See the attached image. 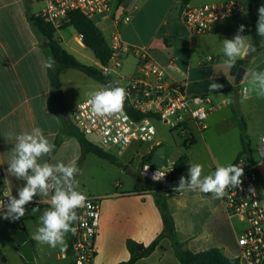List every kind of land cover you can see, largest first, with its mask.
I'll return each mask as SVG.
<instances>
[{
    "label": "crops",
    "instance_id": "obj_1",
    "mask_svg": "<svg viewBox=\"0 0 264 264\" xmlns=\"http://www.w3.org/2000/svg\"><path fill=\"white\" fill-rule=\"evenodd\" d=\"M182 1L119 0L113 4L114 8H123L132 15V20L128 25L119 27L124 45L121 67L118 69L121 75L129 77L137 71L138 58L134 50L146 48L149 49L151 59L165 70L167 81L171 84L180 83L179 76L182 72H178V64L187 54L188 74H190L193 53L199 48L197 38L211 37V44L216 49V55L223 59L225 56L222 52V41L226 38L232 39L240 25H244V31H248V34L245 35L251 45L255 47V51H257L256 45L262 49L254 38V35H257L256 25L249 17L247 0H238L243 3L244 11L217 23L212 32L208 34H192L184 27L180 21ZM196 1L201 5L228 0H192V3ZM262 5H264V0L253 5L257 15L258 9ZM43 8L42 3L29 0H0V158L2 162L0 184L10 194L17 196V189L25 183L6 173L11 156L10 150L15 143L14 140L6 139V133L13 131L20 134L30 132L35 127L41 128L51 143L55 145L59 142V145L56 149L54 148L51 154L41 157L38 162L75 164L79 169L76 175L77 190L86 196L101 197L99 232L95 243V264H119L129 260L127 240L132 239L138 243L149 245L163 231L162 218L154 199V194L159 188H153L151 185L157 186V184L141 176V166L148 163L153 168L162 170L186 154L189 157V162L187 171L182 174L186 177L190 164H194L192 150L199 144L198 136L190 126L189 134L195 138V145L190 146L191 148L185 147L187 141L185 139L183 149L177 153L175 160L164 166H160L158 163L152 165V154L156 151V147L139 154L144 144L132 145L127 152L137 146L134 149L135 153L127 155L126 152L123 157L119 158L121 166L111 164L92 153L86 154L79 166L83 151L81 144L76 137L67 134L64 122L52 111L55 90L50 84L48 69L43 67V62L47 59L44 49L46 40L29 21L30 15H38ZM176 8H178L177 11H175ZM175 15L178 20H174ZM171 17H173L172 20H170ZM102 23L106 27L105 30L109 34V38L104 31L102 32L110 44L108 39L116 27L109 19ZM67 28L58 30L55 35L63 49L79 62L98 67L100 64L94 54L85 47L76 31L68 39L64 33ZM72 40L78 45V50L71 47ZM207 59L206 62H208ZM130 60L134 61L132 69L126 66ZM240 60H246V53L238 58L237 62ZM203 65L204 63L200 59L199 67ZM77 72L80 71L66 69L60 75V90L63 93V104L68 115L67 118L65 117L66 119H70L65 107L69 100L67 93L69 77L85 80L91 87L90 92L97 90L101 85L90 77L86 79ZM238 92L240 93V107L248 104L251 97L244 98L241 91ZM89 93L81 97L79 101L89 97ZM232 93L235 92L232 91ZM217 96H221L219 103L223 106L231 105L232 99L224 97L226 92L215 91L214 95L210 97L216 98ZM211 116L207 120L209 124L206 131L200 133L195 128V132L204 142L207 138V131L213 122ZM175 130L183 129L179 127ZM152 149L155 151L152 152ZM239 152L224 165H220L215 160L212 172L218 166L233 164ZM144 156H148L147 161L142 163ZM136 157L140 159L138 165L135 164ZM203 175H208L207 171ZM165 195L169 211L176 224L178 240L185 249L198 253L218 248L227 257L240 259L237 233L243 229L244 225L228 218L224 211L222 198L216 199L211 193L205 194L199 191L169 192ZM49 200L50 197L35 196L33 201L26 205L25 216L18 221L5 220L0 215V251L5 264L71 263L70 232L65 237L67 243L65 251H62L59 246L53 249L48 245H38L32 239V234L40 226V215L50 207ZM34 208L39 210L32 211ZM138 264L180 263L174 255L170 242L163 240L150 257L140 260Z\"/></svg>",
    "mask_w": 264,
    "mask_h": 264
},
{
    "label": "built area",
    "instance_id": "obj_2",
    "mask_svg": "<svg viewBox=\"0 0 264 264\" xmlns=\"http://www.w3.org/2000/svg\"><path fill=\"white\" fill-rule=\"evenodd\" d=\"M29 1L44 5L37 16L57 31L63 28L72 12H80L94 22L109 19L116 27L110 37L112 56L109 64L97 67L104 76H110L111 80L101 84L98 89L109 83L123 87L126 97L121 110L111 115L97 116L87 104L88 97L78 103L71 113L74 126L86 139L94 137L95 142L92 143L98 148L119 159L134 144L153 143L157 135L155 121L164 122L173 130L183 128L182 125L186 122L192 123L200 133L207 130V120L218 107L208 95L188 97L182 83H169L165 70L151 59L149 49L134 50L138 65L132 76L125 77L118 72L124 49L119 27L131 22L130 12L120 7L114 8L112 0ZM244 9L243 3L238 0L201 5L189 3L181 7L180 21L192 34H208L217 23L232 18ZM207 61L212 59L208 58ZM140 115L145 117L140 119ZM261 137H264V133ZM233 164L244 168L241 178L243 190L231 187L226 189V195L222 197L224 211L229 219L244 225L237 233L241 264H264V155H260V159L241 156ZM157 171L165 174L159 181L152 178ZM140 174L159 184V190L164 193L174 192L173 187L179 183L173 164L159 170L144 163ZM1 186L0 184V201L7 203L3 195L5 188ZM250 186L255 189V195L249 193ZM87 200L92 207L77 210L80 219L73 225L76 232H70V264H95L101 197L90 195ZM85 224L87 227L82 226Z\"/></svg>",
    "mask_w": 264,
    "mask_h": 264
},
{
    "label": "clouds",
    "instance_id": "obj_3",
    "mask_svg": "<svg viewBox=\"0 0 264 264\" xmlns=\"http://www.w3.org/2000/svg\"><path fill=\"white\" fill-rule=\"evenodd\" d=\"M244 30L245 26L240 25L232 39L226 38L222 41V52L225 56L223 63L229 69L235 66L238 58L244 53L252 50L247 36L243 35ZM256 31L260 37H264V5L258 9ZM54 66L55 59L52 57H48L43 62L44 68L51 69ZM243 78L247 80V86L242 90L244 98L253 92L264 96V71L252 69L245 72ZM210 80L208 87L210 93L223 88V85L215 82L212 77ZM125 97L126 91L123 87L109 83L90 92L87 104L93 114L103 117L119 112ZM6 139L15 141L14 147L10 150L11 156L6 173L25 183L17 189V196L10 194L7 189L3 191L7 203L0 201V215L5 220L18 221L25 216L26 205L31 203L35 196L50 197V207L40 215V226L32 234V239L38 245H48L53 249L59 246L65 251L67 248L65 237L69 232L75 234L76 228L73 225L80 219L77 210L92 207L86 194L77 190L76 175L79 169L72 163L66 165L63 162L55 164L38 162L41 157L51 154L55 148L39 127L20 134L9 131L6 133ZM256 148L258 154L264 155V137L260 138ZM202 172L201 164H190L188 178L182 175L178 186L173 187V191L211 193L214 198L219 199L226 195V189L230 187L243 190L241 187L243 167L229 164L218 166L208 175H202ZM164 175L157 171L152 178L159 181ZM248 191L251 195H255L253 187L250 186ZM38 210L34 208L32 211ZM82 226L87 227L86 224Z\"/></svg>",
    "mask_w": 264,
    "mask_h": 264
},
{
    "label": "rangeland",
    "instance_id": "obj_4",
    "mask_svg": "<svg viewBox=\"0 0 264 264\" xmlns=\"http://www.w3.org/2000/svg\"><path fill=\"white\" fill-rule=\"evenodd\" d=\"M118 1L119 0H112L113 4H116ZM191 4L199 5L200 3H197V1L192 3L191 1ZM177 10L178 8L175 9V11ZM172 18L173 17H171L170 20H172ZM174 20H178L177 15H175ZM95 24L101 31H104L107 38H109V34L105 30V25L99 20H96ZM74 31L75 30L72 27H68L64 33L69 39L70 36L75 33ZM254 38L256 39V42L261 45L262 49L260 51H255L250 59L245 60L246 64L244 69L246 72L252 69L264 71V37H260L257 34L254 35ZM108 40L110 41V39ZM197 41L199 43V48L193 53L191 62L192 69L190 74H188L189 62L187 54L183 56L177 67L178 72H182L179 76V81L185 86L186 95L188 97L200 96L204 94H208L209 96L214 95L215 91L213 93L208 91L209 84L211 83L210 77H212L215 82L223 85V88L218 90L220 92H224V89L226 88L234 89L236 87H238L239 91H242L243 87L247 86V80L243 78L239 85L235 84V77L231 76L230 69L223 63L225 58L221 59L216 55V49L213 47V44H211V37H199L197 38ZM70 45L78 50V45L74 42V40L70 42ZM247 53L248 52H246V55ZM208 57H210L212 61L206 62ZM200 59L204 63L201 67H199ZM126 66L129 69H132L134 67V61H128ZM77 73H80L86 77V79H89V77L84 73ZM90 91L91 87L85 80L79 79L78 77H69L67 83L69 100L67 101V106L65 105V107L70 115V119L72 111L78 102H80L79 99L86 96ZM249 96L251 97L250 102L246 105H241L239 111H236L235 109L232 91L226 92V96H224L232 99L230 106H223L219 103L221 96H217L216 98L210 97L218 109L211 116L213 122L210 129L207 131V138L205 139V142L202 141L199 134L195 132L196 129L192 123H184L182 125L183 130H173L166 123L155 121L154 125L157 130L155 142L144 144L142 146V150L140 152L138 151L139 154L148 152L150 148L156 147V151L152 154V165L155 163H158L160 166L166 165L168 162L175 160L177 153L183 149L185 139H188L190 136L189 132L191 126V130H195L194 133L198 136L199 140V144L192 150V156L194 158L193 163H198L203 166L202 175L206 171L208 174L212 173V165L215 163V160L220 165H224L226 161L235 156V154H237L240 150L241 131L240 124L236 118V116H238L242 117L247 124V134L252 142L253 156L256 159H260V154H258L256 146L264 132V96H259L255 92L251 93ZM208 124L209 122L207 125ZM88 139L93 143L95 142L94 137H90ZM136 147L137 146H135V148ZM135 148H131V150L127 152V155L135 153ZM147 157L148 156H144L142 158V163L147 161ZM139 161V157H136L135 164L138 165ZM186 177H188V174ZM151 186L153 188L157 187L154 184ZM0 264H5L2 258L0 259Z\"/></svg>",
    "mask_w": 264,
    "mask_h": 264
},
{
    "label": "trees",
    "instance_id": "obj_5",
    "mask_svg": "<svg viewBox=\"0 0 264 264\" xmlns=\"http://www.w3.org/2000/svg\"><path fill=\"white\" fill-rule=\"evenodd\" d=\"M192 0H183L182 6L187 5ZM248 1V14L252 22L257 25L258 15L253 9V5L261 2L262 0H247ZM68 21L65 23L64 27H72L81 37L83 44L87 49H89L93 54L97 62L103 66H107L112 56V52L109 43L104 36L103 32L97 27L94 21L87 19L80 12H72L68 16ZM29 21L31 25L44 37L46 40L44 49L45 54L48 57L55 59L54 68L48 69V76L50 84L53 90L61 89L60 75L63 70L75 69L78 70L94 81L105 84L111 80L110 76H104L102 72L95 66L85 65L79 62L74 56L69 54L60 43L56 40L55 35L57 30L50 24L46 23L40 16L30 15ZM248 34V31H244L243 35ZM259 49V45L257 46ZM246 64L245 60H240L236 62L235 66L231 69V76L236 77L240 67ZM238 92V87L236 88H226L224 92ZM239 93V92H238ZM52 111L59 116L66 126V132L69 136L76 137L82 147V156L80 159L79 166L82 164L86 154H94L101 159L107 160L111 164L116 166H121L117 157L104 152L102 149L98 148L85 136H83L78 129L74 126L70 119H66L63 115L59 113L54 103H52ZM66 116H68L66 114ZM145 115H140L138 118L142 119ZM240 124V145L241 150L237 156H247L248 158H253L252 142L247 134V124L242 117L236 116ZM196 140L190 136L185 147H190L195 145ZM59 142L55 144V149L58 147ZM155 151L152 149V152ZM189 162V157L184 154L175 163L176 177L179 178L180 175L187 171V164ZM166 193L161 192L159 189L154 194L155 203L160 212L163 231L156 237V239L149 245H144L138 243L132 239L127 240L126 247L129 252V260L121 262L119 264H138L140 260L150 257L160 246L163 240H168L171 244L172 250L177 261L180 264H241L238 258H229L223 254V252L218 248H212L202 252L194 253L184 248L177 237L176 224L174 218L172 217L167 199ZM2 257L0 251V259Z\"/></svg>",
    "mask_w": 264,
    "mask_h": 264
},
{
    "label": "water",
    "instance_id": "obj_6",
    "mask_svg": "<svg viewBox=\"0 0 264 264\" xmlns=\"http://www.w3.org/2000/svg\"><path fill=\"white\" fill-rule=\"evenodd\" d=\"M254 52H255V47L252 46V50L248 51V53L246 55V59H250V57L252 56V54ZM244 73H245L244 67H240L238 70V73L236 75V80H235L236 85H239L241 83L243 76H244ZM112 84H114V83H112ZM114 85H116V84H114ZM62 95H63V93L61 90L54 91L53 100H54V104H55L56 108L58 109L59 113L67 118L66 111L64 108V104H63ZM124 102H125V100H124ZM233 103H234L236 111H239L240 110V93H238V92L233 93ZM157 187L159 188L160 185L157 184ZM1 258L3 259V257H1Z\"/></svg>",
    "mask_w": 264,
    "mask_h": 264
}]
</instances>
